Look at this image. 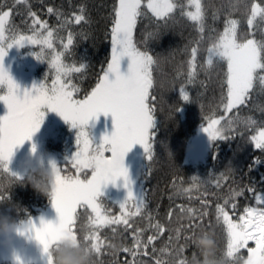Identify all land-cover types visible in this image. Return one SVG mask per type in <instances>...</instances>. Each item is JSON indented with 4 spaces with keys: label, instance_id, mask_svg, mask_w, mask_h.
I'll return each mask as SVG.
<instances>
[{
    "label": "snow or ice",
    "instance_id": "1",
    "mask_svg": "<svg viewBox=\"0 0 264 264\" xmlns=\"http://www.w3.org/2000/svg\"><path fill=\"white\" fill-rule=\"evenodd\" d=\"M232 7L235 8L236 5ZM143 9H147L156 22L163 21L165 25L179 9L180 14L191 21L198 32H204L205 8L202 0H187L186 5L179 0H116L111 16V57L106 68H102V75L99 76L91 92L83 99L76 96L80 89L72 83L71 74L82 72L86 65H68L63 62L64 53L53 49L51 40L53 31L49 29L47 22L40 19L36 13L29 12L31 35L14 33L9 37L5 33L10 13L8 11L0 13V86H6L7 89L4 95H0V102L6 110L0 115V175L21 182L25 180L23 174L9 170V163L14 149L22 146L25 141H30L39 131L45 115L42 109L55 112L71 128L78 129L77 150L70 159L66 160L75 169V174L63 170L54 161H49L54 173V182L48 198L55 212V220H46L43 216L33 219L28 216L20 221L22 228L20 235L34 239L45 251L49 248L52 239L71 234L72 239L79 240L94 252L95 264H101L98 257L102 253V248L110 247L112 244L107 237L101 236V229L112 225H123L124 231L133 229V246H121L120 249L133 257L138 254L139 249H147L160 235L169 230L166 224L159 221L152 223V217L149 216V227L154 229V232L148 235L146 243L141 239L144 230L134 228L132 219L143 215V209L146 207L145 193L143 189L136 191L134 181L130 179L129 171L124 165L126 154L136 145L142 148L145 160L149 162L153 160L156 97L151 90L154 87L153 72L157 61L147 50L138 48L134 41L138 19L146 15ZM47 11L52 14L54 9L49 7ZM56 15L60 19L61 14L57 12ZM258 16L264 21V7L252 2L250 14L247 16L248 35L238 32L240 21L232 18L225 20L222 32L210 38L211 43L207 48L205 59L206 66L212 67L217 61L226 63L220 98V106L225 114L246 104L257 80L264 87V38L258 40L252 32L254 20ZM85 21L86 16L81 7L80 11L73 13L71 18H65L61 27L70 24L80 25ZM72 44L73 38L69 32L67 43L63 44V48L67 50ZM28 45H40L42 50L43 48L53 50L49 67L54 70L55 75L50 87L45 82H41L39 86L33 85L31 89L21 90L3 67V59L9 49L12 47L19 49ZM197 52L198 48L193 47L191 58L187 61L189 83L195 79ZM124 58L128 61L126 74L121 73V61ZM35 59L41 61L43 57L41 54H35ZM179 95L183 101L189 100V95L183 87ZM178 111L180 107L177 108L176 112ZM101 115L111 117L113 130L110 135L102 136L99 144H93L84 129L90 120L95 121ZM224 118L222 116L220 119H210L208 126L202 128V132L211 144L217 140L228 139L224 133L237 119L229 117L225 127L221 125V120ZM250 139L255 148L264 151V128ZM31 151L35 153V145L32 146ZM106 153H110V157L106 156ZM84 170H88L90 175L82 176ZM146 173L150 174V164L146 165L142 175ZM109 185L114 188L119 187L125 192L121 201L113 202L119 205V215L110 214L105 207L106 199L101 200L105 195L103 189ZM196 186L197 181L193 177L191 187ZM216 187H220L219 180ZM183 191L188 193L191 188H184ZM239 195L241 192L233 191L229 198L224 200L223 205L219 203L216 205V225L222 226L226 237L224 258L217 260L220 264L239 260H243V264H264V207H245L243 214H240L238 219H234L226 210V206ZM3 199L4 196L0 193V201ZM257 203L264 205V199L257 197ZM201 204L203 209L198 215H194L192 208L186 209L182 205H177L180 209V216L177 219L186 214L193 221L188 225L190 231L184 236L185 240L191 241L194 238V232L191 230L195 226V221L197 219L202 221L208 214L207 201L201 199ZM231 207L235 211L237 205L232 203ZM79 209H84L85 213L90 210L91 214L87 215V223L80 225L78 229ZM173 215L174 212L170 209L167 213L169 222ZM111 231L114 235L118 233L115 227ZM80 233H83L82 237ZM181 234L180 228L175 229L176 239H180ZM171 239L170 236L169 241ZM250 240L254 241L255 247L248 248V256L245 260L242 256H237V253L246 248ZM186 246L178 245L173 250L175 258L171 264H188L182 257ZM165 250L166 248L160 249L161 253ZM156 251L157 249L153 247L152 252ZM143 255L148 253L145 251ZM139 264H147V262L141 261ZM157 264L163 262L157 258Z\"/></svg>",
    "mask_w": 264,
    "mask_h": 264
},
{
    "label": "trees",
    "instance_id": "2",
    "mask_svg": "<svg viewBox=\"0 0 264 264\" xmlns=\"http://www.w3.org/2000/svg\"><path fill=\"white\" fill-rule=\"evenodd\" d=\"M116 0H0V13L9 11V20L6 25L7 35H31V18L29 12L36 13L40 19L47 22L53 31L54 44L58 52H63L62 60L65 64L86 65L80 73H72V83L80 89L77 98L83 99L97 83L102 68H106L111 57V16ZM186 5L187 0H179ZM256 2L264 6V0H202L205 8L204 32L196 30L195 25L180 14L177 9L173 18L167 25L163 21L156 22L147 9L146 13L138 19L134 32V41L138 48L147 50L157 61L154 66V87L151 90L155 99V134L153 140V160L142 159L139 179L145 193L146 207L143 215L132 219L133 227L143 229L141 239L146 243L148 235L154 229L149 227L148 217L152 223L159 221L166 224L168 231L160 235L147 249L141 248L133 257L130 253L119 251L115 256L111 254L110 247L102 248L98 260L101 264H157L159 258L163 264H171L175 258L173 250L178 245H187L182 257L190 262L193 256L202 259L200 253L191 245L190 240L184 236L189 233L188 225L193 223L186 214L180 216V209L192 208L194 215L203 209L201 199L207 201V215L203 220L197 219L191 230L194 237L201 232H209L216 244L215 256L223 259L226 250V237L222 226L216 225V205L224 204L233 191L241 192L226 206V210L234 219L243 214L245 207H264L257 203V197L264 199V151L254 147L250 137L264 128V87L257 80L249 95L246 104L225 114L220 106L222 95V81L226 72V63L217 61L212 67H207L205 59L211 37L222 32L226 19L240 21L238 32L249 34L247 16L250 14V4ZM232 5H236L235 8ZM247 5L248 7H245ZM54 9L49 14L47 9ZM84 9L86 21L80 25L70 24L61 27L65 18H71L73 13ZM59 12L60 19L56 13ZM215 14V18L214 17ZM69 32L72 34L73 44L65 50L63 44L67 43ZM252 32L256 39L264 38V21L256 18ZM203 37V38H201ZM198 48L196 58V74L193 82L189 83L187 61L191 58V49ZM127 58L121 61V73L127 72ZM181 87L189 95L187 102L179 95ZM180 107V111L176 112ZM221 125L227 127L228 118L235 117L232 127L224 134L226 140H217L209 145L204 160L198 162L186 161V151L190 141L198 129L205 126L210 119H220ZM103 115L101 119L109 118ZM209 118V119H206ZM250 121V122H249ZM59 148L60 145H49V149ZM150 164V174L142 175L146 165ZM63 170L75 174L72 165L60 161ZM90 174L89 171L81 173ZM193 177L197 186L192 188ZM220 187H216L217 181ZM184 188H191L185 193ZM0 193L4 199L0 201V213H7L18 221L31 218L49 205V198L35 192L26 180H11L6 175H0ZM106 199V200H105ZM105 200V207L112 215H119V205L112 200ZM237 205L233 211L231 204ZM173 210L171 222L167 213ZM80 220L77 225L87 223L84 209H79ZM118 229L113 234L111 229ZM181 229L180 239L175 237V229ZM133 229L124 231L123 225H112L100 230L102 237H107L112 243H119L124 247H132ZM81 237L83 233H80ZM172 237L169 241V237ZM107 243V241H106ZM167 246V247H166ZM155 247L157 251L152 252ZM166 250L161 253L160 249ZM148 255H143V252ZM237 256H243L240 251ZM229 264H243V260L229 262Z\"/></svg>",
    "mask_w": 264,
    "mask_h": 264
},
{
    "label": "rangeland",
    "instance_id": "3",
    "mask_svg": "<svg viewBox=\"0 0 264 264\" xmlns=\"http://www.w3.org/2000/svg\"><path fill=\"white\" fill-rule=\"evenodd\" d=\"M5 34L6 36H11L9 34L7 35V33ZM51 40L53 49L58 52V48L54 44V37H52ZM52 52L53 50L48 48H43L42 50L40 45H28L19 49L12 47L7 51V55L3 59V67L21 90L31 89L33 85L39 86L41 82H45L47 86L50 87L55 75L54 70L49 67ZM35 54H41L43 59L37 61L35 59ZM6 91V86H0V95H4ZM5 111L3 103L0 102V115H3ZM42 111L45 115L39 131L32 136L30 141H25L22 146L14 149L13 157L9 163V170L14 173L21 174L19 167H24L27 163L26 157L30 153L33 145H35L36 148L34 155L42 157L46 163L48 161H54L57 166H59L60 161L66 162L67 159H70L77 150L76 134L78 129L71 128L70 125L55 112H50L47 109H42ZM208 123L203 127H207ZM203 127L196 131L188 145L185 157L188 162L195 163L205 158L210 142L207 136L202 132ZM84 130L87 132L93 144H99L102 136L110 135L113 130L111 117L105 119L98 117L95 121L90 120ZM259 131L255 135H258ZM54 144L60 145L61 149H49V145ZM105 155L110 157V153H106ZM143 156L142 148L136 145L126 154L124 160V165L129 171L130 179L134 181L136 191L143 189L139 179ZM66 163L71 165V163ZM119 183L118 181L117 184L119 185ZM103 191L105 194L103 197L114 202L121 201L125 195L123 189L119 187L114 188L112 185H109L107 188L103 189ZM40 216H43L46 220H55V212L51 208L50 203L44 210L40 211L32 218L36 219ZM58 239L59 238L52 239L49 243V247L54 245ZM254 247V241L250 240L248 246L240 250L245 260L248 256V248ZM26 251L35 258L37 264H39L38 248L35 245H28ZM0 264H9L7 255L4 253H0Z\"/></svg>",
    "mask_w": 264,
    "mask_h": 264
},
{
    "label": "clouds",
    "instance_id": "4",
    "mask_svg": "<svg viewBox=\"0 0 264 264\" xmlns=\"http://www.w3.org/2000/svg\"><path fill=\"white\" fill-rule=\"evenodd\" d=\"M26 158L27 163L24 167H19V171L35 192L48 197L54 182L49 161L46 163L32 151ZM21 231L20 221L6 212L0 213V253L7 255L9 264H37L35 258L26 251L28 245L38 248L39 264H95L94 252L79 240L72 239L71 234L59 238L45 251L34 239L20 235ZM191 245L200 253L202 259L193 256L188 264H220L215 256V240L209 232H201L195 236ZM121 246L119 243H112L111 254L115 256Z\"/></svg>",
    "mask_w": 264,
    "mask_h": 264
}]
</instances>
